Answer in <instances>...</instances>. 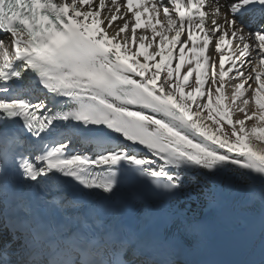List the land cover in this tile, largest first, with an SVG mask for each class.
I'll use <instances>...</instances> for the list:
<instances>
[{
  "label": "snow or ice",
  "instance_id": "6c2138e0",
  "mask_svg": "<svg viewBox=\"0 0 264 264\" xmlns=\"http://www.w3.org/2000/svg\"><path fill=\"white\" fill-rule=\"evenodd\" d=\"M233 167L264 183V0H0V219L23 234L0 264H39L43 235L129 264L137 234L52 228L42 209L65 207L70 183L173 198Z\"/></svg>",
  "mask_w": 264,
  "mask_h": 264
},
{
  "label": "bare ground",
  "instance_id": "6f19581e",
  "mask_svg": "<svg viewBox=\"0 0 264 264\" xmlns=\"http://www.w3.org/2000/svg\"><path fill=\"white\" fill-rule=\"evenodd\" d=\"M233 169L239 172L235 167ZM229 171L232 172V169ZM235 171L232 176L226 172L222 178L220 174L194 175V179L209 178L208 183H213L214 189L218 192L222 205L217 204L220 207L215 209L207 207L203 202L191 197L187 192L199 190L193 182L186 184V187L173 198L160 196L155 201L156 206L151 210L155 216H168L194 228L200 237L208 239L227 257L225 264H264V200L260 194L264 183L258 178H252L255 180L253 184L258 185L255 186V194L250 197L247 190L238 191L236 183L241 178ZM123 185L129 186L131 191L140 193L147 190L146 183L142 181H126ZM187 205H191L197 212L188 211Z\"/></svg>",
  "mask_w": 264,
  "mask_h": 264
},
{
  "label": "rangeland",
  "instance_id": "374dc122",
  "mask_svg": "<svg viewBox=\"0 0 264 264\" xmlns=\"http://www.w3.org/2000/svg\"><path fill=\"white\" fill-rule=\"evenodd\" d=\"M78 145H79V141L75 143V147L78 148ZM232 169V172L229 171V169L219 173L221 178L223 177L224 174L227 173H230V175H234V169L233 168H230ZM235 173H238V175H240V181H238L236 183V186L239 188L238 191H244L247 189V186L249 184H253V180L252 179L253 177H249V176H246L244 175L242 172H236ZM195 175V174H194ZM207 175V174H206ZM209 176V175H208ZM195 178V177H194ZM205 177H200L198 179H194L192 181H189L190 183H193L194 182V185L197 186V188H199L198 191L196 192H187L191 197H195L196 199H198L199 201L203 202V204L207 207H213V209L217 208V207H220L222 205V203L220 202V199H219V196H218V192L214 189V186H213V183L210 184L208 183L210 180L209 178H206V180H204ZM250 180L252 182H250ZM255 181V180H254ZM259 182V181H258ZM239 183V184H238ZM199 184V185H198ZM255 186L258 185V184H254ZM219 199V200H218ZM220 202V203H219ZM220 204V206L218 204ZM188 211H191V212H197L195 211L191 205H187L186 206ZM192 208V209H191Z\"/></svg>",
  "mask_w": 264,
  "mask_h": 264
}]
</instances>
